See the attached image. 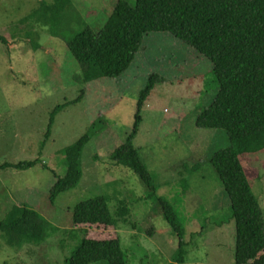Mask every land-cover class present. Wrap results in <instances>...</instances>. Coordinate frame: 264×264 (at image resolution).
I'll return each instance as SVG.
<instances>
[{"label":"rangeland","instance_id":"374dc122","mask_svg":"<svg viewBox=\"0 0 264 264\" xmlns=\"http://www.w3.org/2000/svg\"><path fill=\"white\" fill-rule=\"evenodd\" d=\"M41 1L0 0V36L9 41L0 43V165L38 163L28 170H0V222L22 203L48 223L47 238L19 248L0 235V264H65L83 236L72 227L73 207L100 195L118 221L127 264H173L177 239L156 197L170 203L184 230V264H235L231 203L210 162L230 141L223 130L195 127L196 116L219 89L211 62L168 34L154 33L144 37L120 78L82 84L65 38L86 26L99 31L118 0H72L58 21V37L49 29L53 20L41 10ZM45 1L48 7L54 4ZM151 75L162 82L141 109L134 146L153 177V195L136 173L110 159L132 131L138 94ZM79 95V102L70 104ZM65 104L70 105L56 115L46 137L54 110ZM98 119L104 124L83 147L78 185L52 202L54 172L66 173L63 149ZM249 157L260 171L253 192L264 212V153ZM194 164L199 167L190 171ZM120 201L129 210L122 221Z\"/></svg>","mask_w":264,"mask_h":264},{"label":"trees","instance_id":"16d2710c","mask_svg":"<svg viewBox=\"0 0 264 264\" xmlns=\"http://www.w3.org/2000/svg\"><path fill=\"white\" fill-rule=\"evenodd\" d=\"M72 4V0H54L48 7L45 0L41 1V10L48 12V20L49 16L53 20L49 29L54 37L59 36L58 21ZM54 24L56 27H52ZM154 33L168 34L203 55L213 66L211 76L218 84V93L212 104L196 116L195 127L223 130L230 141L228 147L215 151L210 162L231 203L235 264H264V212L253 192V183L261 175L249 157L264 153V0H135L134 4L118 0L99 31L93 32L86 26L65 38V42L79 66L81 83L88 84L120 78L134 63L144 37ZM0 43L7 45L9 41L0 36ZM34 49L38 50L39 45ZM161 82L157 75L148 77L138 94L132 131L110 155L116 164L136 173L151 195L155 191L153 177L139 158L134 138L142 121L141 109ZM81 95L70 104L79 102ZM70 104L54 110L46 137H50L56 115ZM102 124L100 119L93 121L87 131L63 149L66 173L59 176L54 172L52 202L78 185L83 147L101 130ZM36 164L35 160L4 163L0 170H28ZM196 167L199 164H194L190 171ZM156 200L177 239L173 264H184V230L170 203L161 197ZM120 205L118 220L122 221L129 216V210L122 201ZM117 224L105 196L78 202L73 207L72 227L81 230L83 236L65 264H127ZM47 226L36 211L20 203L13 205L0 222V235L9 245L19 248L39 245L47 238Z\"/></svg>","mask_w":264,"mask_h":264}]
</instances>
